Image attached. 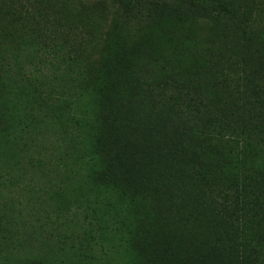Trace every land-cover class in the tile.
I'll return each mask as SVG.
<instances>
[{
  "label": "trees",
  "instance_id": "trees-1",
  "mask_svg": "<svg viewBox=\"0 0 264 264\" xmlns=\"http://www.w3.org/2000/svg\"><path fill=\"white\" fill-rule=\"evenodd\" d=\"M140 1L0 0V162L24 123L71 125L69 264H264V0L124 24Z\"/></svg>",
  "mask_w": 264,
  "mask_h": 264
},
{
  "label": "rangeland",
  "instance_id": "rangeland-1",
  "mask_svg": "<svg viewBox=\"0 0 264 264\" xmlns=\"http://www.w3.org/2000/svg\"><path fill=\"white\" fill-rule=\"evenodd\" d=\"M174 3L141 0L123 11L122 22L145 23L160 13L159 6ZM44 113L36 111L40 116ZM47 115L36 126L26 128L24 123L26 130L0 162V260L35 256L53 264H69L72 246L84 240L86 202L74 200L69 211L57 210V192L65 193L75 182L69 168L73 157L70 134L62 128L71 125L64 119L66 126H60ZM93 249L96 256L103 255L100 246Z\"/></svg>",
  "mask_w": 264,
  "mask_h": 264
}]
</instances>
